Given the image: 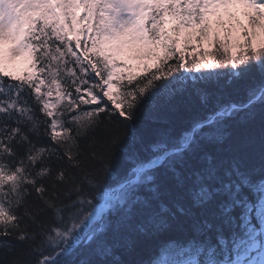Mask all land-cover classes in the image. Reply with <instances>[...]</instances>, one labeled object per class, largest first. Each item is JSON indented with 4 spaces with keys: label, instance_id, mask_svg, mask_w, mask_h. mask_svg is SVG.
I'll return each mask as SVG.
<instances>
[{
    "label": "snow or ice",
    "instance_id": "obj_1",
    "mask_svg": "<svg viewBox=\"0 0 264 264\" xmlns=\"http://www.w3.org/2000/svg\"><path fill=\"white\" fill-rule=\"evenodd\" d=\"M205 44L222 55L189 64ZM214 67L258 76L245 101L125 151L117 176L113 122ZM257 115L258 147H225ZM0 264H264V0H0Z\"/></svg>",
    "mask_w": 264,
    "mask_h": 264
},
{
    "label": "trees",
    "instance_id": "obj_2",
    "mask_svg": "<svg viewBox=\"0 0 264 264\" xmlns=\"http://www.w3.org/2000/svg\"><path fill=\"white\" fill-rule=\"evenodd\" d=\"M218 72L221 75H215L217 71L196 73L188 78L185 75L181 81L183 86L181 95L174 97L164 94L158 95L151 104L140 110L137 120L130 128H125L124 125H116L113 122L112 126L119 127L122 134L121 148L117 152L118 163L115 166L117 176L122 175L126 167L124 165L125 151L128 153L133 150L138 151L142 158L147 159L151 145L159 140L163 134L178 135L188 127L193 118L206 115L218 99L221 103L245 101L246 87L258 79V76L254 75L247 80L233 84L231 78L225 75L227 70H219ZM176 75L179 76L181 73ZM201 94L209 96L208 106L201 103ZM261 128L262 120L259 115L253 119L237 118L229 121L225 133V147L235 146L243 151L250 141L258 147ZM141 256L145 262L150 257L157 258L154 257L152 248H145ZM126 258V256L117 253L116 259Z\"/></svg>",
    "mask_w": 264,
    "mask_h": 264
},
{
    "label": "rangeland",
    "instance_id": "obj_3",
    "mask_svg": "<svg viewBox=\"0 0 264 264\" xmlns=\"http://www.w3.org/2000/svg\"><path fill=\"white\" fill-rule=\"evenodd\" d=\"M242 11H243L242 9L238 10V12H242ZM241 19L243 20L242 16H241ZM245 23H246V21H245ZM217 48H218V46H214L212 48H209L207 46V44H205L203 48L198 49L197 53L194 54L193 51H192L193 45H189L187 50L185 51V59L188 60V62L190 64V63H192V60L195 59L196 55H203V53L205 51L211 52V53L216 54L218 56L222 55V53H217V51H216ZM178 55L179 54L177 53V56ZM169 63H172V61H170ZM153 70H155V69H153ZM219 70L225 71L227 69H225V68H215V67L213 69L201 68L200 72H196L195 69H192L190 72L182 70V73H183L184 76L186 75V78H188L190 76H193V74H196V73L203 74V73H206V71L211 73L212 71H217L218 72Z\"/></svg>",
    "mask_w": 264,
    "mask_h": 264
}]
</instances>
